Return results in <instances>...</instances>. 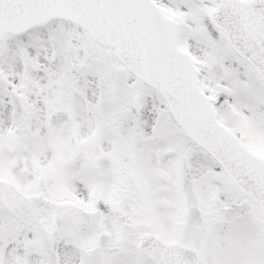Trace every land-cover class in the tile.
I'll list each match as a JSON object with an SVG mask.
<instances>
[{"label":"snow or ice","instance_id":"snow-or-ice-1","mask_svg":"<svg viewBox=\"0 0 264 264\" xmlns=\"http://www.w3.org/2000/svg\"><path fill=\"white\" fill-rule=\"evenodd\" d=\"M0 264H264V0H0Z\"/></svg>","mask_w":264,"mask_h":264}]
</instances>
